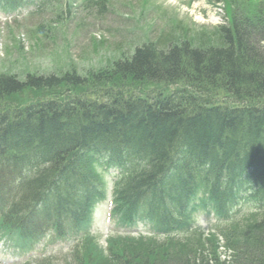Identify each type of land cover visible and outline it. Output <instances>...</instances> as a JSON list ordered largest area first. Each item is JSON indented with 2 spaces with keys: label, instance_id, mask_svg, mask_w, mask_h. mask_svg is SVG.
<instances>
[{
  "label": "trees",
  "instance_id": "trees-1",
  "mask_svg": "<svg viewBox=\"0 0 264 264\" xmlns=\"http://www.w3.org/2000/svg\"><path fill=\"white\" fill-rule=\"evenodd\" d=\"M244 2L245 10L241 4L231 0L228 23L216 26L211 34L192 32V37L178 42L181 37L175 33L176 30H163L157 34L156 40L136 47L128 56L121 55L107 67L84 73L29 74L23 81L17 75L0 76V98L27 88L55 89L63 83L102 89H107L108 85L120 88L130 84L179 86L169 96L162 94L154 104L119 89L101 93L105 104L98 101L99 106L94 108L78 109V103L71 102L57 109L59 105L49 102L28 107L24 111L0 113V164L4 160L10 161L16 167L14 171L19 173L35 167V163L38 167L37 158L54 163L66 162L70 155L78 157L85 150L82 136L102 126L86 137L88 140L94 139L86 145L92 147V152L102 155L110 153L112 156L117 153L118 160L128 161V175L118 183L117 190L120 207L125 209L126 217L138 211V208L132 209V204L149 188L151 197L156 200L155 205H163L164 198L171 199L172 196L159 190L165 187V183L163 187L157 186L160 176L170 166L174 150L192 147L202 151L206 149L209 152L207 158L215 167V175L221 173V165L217 164L221 159L234 158V162H239L242 168L260 164L261 169V164L264 165V136L257 138L255 132H264V108H260L263 111L257 110L254 105L232 108L237 103H264V1L257 7H251L248 0ZM177 27L180 29L181 24ZM181 28L182 34L191 32L186 27ZM219 95L225 96L226 104L214 103V97ZM102 106L103 111H98ZM69 128L73 130L65 134L64 130ZM6 130L13 134L12 140L8 139ZM175 136L177 141L170 143ZM240 136L244 138L240 143L242 146L238 145ZM68 144L71 147L67 150L65 147ZM128 144L135 150L141 147L140 154L145 155V160ZM236 145V152H233L231 149ZM214 146L217 149H213ZM243 148V155L239 156L237 150ZM128 149L131 153L124 155L125 159L121 158L120 150L127 154ZM252 152L256 154L254 162L247 160ZM138 162L142 165L138 166ZM54 163H48L50 166L45 165L42 171L38 169L37 172L42 173L39 174L40 178L22 187L20 209L12 214L26 215L33 199L50 192L58 203V210L59 207L62 210L68 208L71 215L82 220L88 218L90 207L98 196L97 176L92 170L93 179L77 172L79 186L74 187L72 172L75 169L68 165L65 171H60L65 184L60 183L52 179L53 174L58 173ZM196 171L200 173L199 169ZM263 177L264 171L260 176L264 185ZM177 180L179 182L181 178ZM197 181L201 182V179ZM179 185L185 189L181 182ZM62 186L74 192L69 195L65 189H61ZM1 188L3 192L9 189L4 184ZM220 190L223 195L211 191L219 205L223 200L233 202L229 188ZM83 192L91 194V200H86L85 204L81 201ZM176 202L180 206L185 204L183 197L180 201L176 199ZM148 212L160 217L154 208H148ZM162 215L168 228L179 225V220L163 209ZM221 231L226 247L231 250L229 258L225 260L221 258L217 238L211 239L208 245L196 246L201 243L200 238H196L195 243L190 239L182 243V238L171 237L164 246L157 248L153 244L150 251L114 253L105 264H264V224L260 219L244 226L235 223Z\"/></svg>",
  "mask_w": 264,
  "mask_h": 264
},
{
  "label": "rangeland",
  "instance_id": "rangeland-1",
  "mask_svg": "<svg viewBox=\"0 0 264 264\" xmlns=\"http://www.w3.org/2000/svg\"><path fill=\"white\" fill-rule=\"evenodd\" d=\"M65 1L57 0L41 16L24 13L0 21V76L23 77L33 73L60 75L67 70L84 73L107 67L121 54L129 55L134 47L148 40V36L153 38L156 35L154 32L176 30L175 33L181 37L178 38L180 42L192 37V32L211 34L215 26L226 22L225 13L230 14L229 8L224 10L230 0H151L155 1L151 3L144 0L143 6H139L142 0H109L110 11L100 18L95 11L88 13L85 8L83 10V0H70L73 4L71 15H67L60 11ZM235 1L245 10L244 1L247 0ZM252 3L254 0H248L250 6ZM179 23L181 27L191 30L188 36L181 33V27L178 29ZM130 87H136V84ZM36 92L39 94V91ZM37 93L26 95L22 104L33 100ZM106 178L110 187L111 179ZM109 210V204H99L93 214V234L89 236L84 255H81L85 264H105L109 256L105 248L111 239L115 252L141 253L151 250L148 239L119 235L124 232L116 231L117 226ZM204 217L206 214L202 213L198 224L208 226L203 221ZM68 252L66 249L44 253L41 258L29 263L48 264V257L67 262L72 258ZM76 253L77 250H74L73 254Z\"/></svg>",
  "mask_w": 264,
  "mask_h": 264
},
{
  "label": "bare ground",
  "instance_id": "bare-ground-1",
  "mask_svg": "<svg viewBox=\"0 0 264 264\" xmlns=\"http://www.w3.org/2000/svg\"><path fill=\"white\" fill-rule=\"evenodd\" d=\"M251 32V31H250ZM257 110H259V111H263V109H257ZM261 115V118L263 117V115L262 114H260ZM257 118H259V117H257ZM110 125H108V126H106V127H109ZM100 127H102V126H98V127H95V128H93L92 130H89V131H87L86 132V134H84L83 136H82V140H84V149H86L88 146L86 145V143H92L93 141H94V139L92 138V139H90V140H88V139H86V137H88L89 136V134L91 133H93L94 131H96V129L97 128H100ZM104 129H106L107 130V128H104ZM3 130H4V128H3ZM73 129L72 128H69L68 130H64V133L66 134H68V133H70L71 131H72ZM105 130V131H106ZM6 134H7V136H8V139L9 140H12L14 137H13V134L12 133H10V131L9 130H6ZM183 136L184 135H186V134H182ZM261 135H263L264 136V132H260V131H257V132H255V136L257 137V138H263V137H260ZM3 136H4V131H3ZM255 137V138H256ZM64 138H66V136H64ZM86 139V140H85ZM177 141V137L175 136V137H173V139H172V141L170 142V143H173V142H176ZM244 141V138L243 137H239V139H238V145L239 146H242L243 144H240L241 142H243ZM252 141H255V140H252ZM81 141H79L78 143H80ZM79 145V144H78ZM77 145V146H78ZM238 145H236L233 149H231L233 152L235 151L236 152V149H237V147H238ZM189 146L191 147V145L189 144ZM71 147V145L70 144H68L65 148L68 150L69 148ZM192 151H190V153L191 154H198L197 152H200V154H198V155H200L202 158H207V154H209V152L207 153V150L205 149V150H201V149H195V148H193L192 147ZM213 149H217V147H215L214 146V148ZM243 151H244V148L243 149H238L237 150V153H238V155L239 156H241V155H243ZM67 157V156H66ZM256 154L254 153V152H252L248 157H247V160H249L250 162H254L256 159ZM69 160L68 161H66L65 162V164L66 165H70V166H72L73 167V169H75L74 170V172H72V175H73V177H74V187H77V186H79V184H78V180L79 179H77V172L79 173V174H81L82 176H84L85 178H88V179H93V176L91 175V170L89 169V167L87 166V157H86V155H85V153L84 152H82L79 156H78V158L76 159L75 157H74V155H70L69 156V158H68ZM179 166H180V161L179 160H174V169H175V171L176 170H178V168H179ZM220 168H223L224 167V165H221V166H219ZM261 167H262V169H264V165H262L261 164ZM61 169H59V171H58V173L57 174H53V176H52V179H54V181L55 180H57V181H59L60 183H64L65 184V182L63 181V179L61 178ZM264 178V177H263ZM66 186H67V184H66ZM184 187H185V189H186V191H188L189 190V187H188V182L187 181H185L184 182ZM61 189H65L66 190V193L67 194H69V195H71L72 194V192H74V190H72L71 188H64L63 186H62V188ZM252 193L255 195L256 194V191L255 190H252Z\"/></svg>",
  "mask_w": 264,
  "mask_h": 264
}]
</instances>
